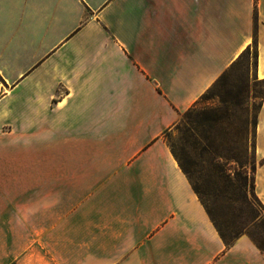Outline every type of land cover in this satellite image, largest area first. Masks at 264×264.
Instances as JSON below:
<instances>
[{"label":"crops","instance_id":"obj_1","mask_svg":"<svg viewBox=\"0 0 264 264\" xmlns=\"http://www.w3.org/2000/svg\"><path fill=\"white\" fill-rule=\"evenodd\" d=\"M264 0H0V264H264L227 244L166 135ZM264 206V98L254 127Z\"/></svg>","mask_w":264,"mask_h":264},{"label":"rangeland","instance_id":"obj_2","mask_svg":"<svg viewBox=\"0 0 264 264\" xmlns=\"http://www.w3.org/2000/svg\"><path fill=\"white\" fill-rule=\"evenodd\" d=\"M241 59L166 135L216 225L264 241V209L252 188L254 127L264 82ZM255 212H261L260 217Z\"/></svg>","mask_w":264,"mask_h":264},{"label":"trees","instance_id":"obj_3","mask_svg":"<svg viewBox=\"0 0 264 264\" xmlns=\"http://www.w3.org/2000/svg\"><path fill=\"white\" fill-rule=\"evenodd\" d=\"M243 58H245L246 60H247V62H246V67H247V69L249 70L251 67H254L255 69H256V66H257V61H258V46H257V41L255 40L254 42H253V44L252 45H249L243 52H242V54L238 57V59L232 64V66L229 68V69H231L232 67H234L241 59H243ZM228 69V70H229ZM228 70L227 71H225L222 75H221V77L217 80V82L221 79V78H223L225 75H226V73L228 72ZM261 81H263L264 82V80H261ZM216 82V83H217ZM215 83V84H216ZM212 88V87H211ZM210 88V89H211ZM209 91V90H208ZM264 98V95L261 97V100ZM192 109V108H191ZM190 109V110H191ZM189 110V111H190ZM256 123H257V117H256V121H255V125H256ZM174 153V152H173ZM174 155H175V153H174ZM176 156V155H175ZM176 158L178 159V161L180 162V164H181V166H182V168L184 169V171L187 173V175L189 176V174H188V172H187V170L185 169V167H184V165L181 163V161L179 160V158L176 156ZM254 170H255V168H254ZM190 178V177H189ZM194 186V185H193ZM254 187H255V182H254V178H253V182H252V188H253V191H254V193H255V189H254ZM195 188V187H194ZM196 190V189H195ZM197 191V190H196ZM197 193L199 194V192L197 191ZM200 195V194H199ZM255 196L257 197V195L255 194ZM200 197H201V195H200ZM258 198V197H257ZM201 199H202V197H201ZM258 200H259V198H258ZM202 201H203V199H202ZM260 201V200H259ZM261 202V201H260ZM203 203L205 204V202L203 201ZM262 203V202H261ZM206 205V204H205ZM263 205V204H262ZM206 207H207V205H206ZM263 209H264V206H263ZM207 210H208V212H209V214H210V216H211V213H210V211H209V209H208V207H207ZM261 215H263L261 212H255V216L256 217H260ZM211 218H212V216H211ZM212 220L214 221V219L212 218ZM214 223H215V221H214ZM215 226L217 227V229H218V231H219V233L221 234V236H222V238L224 239V241L227 243V244H230L231 242H233L239 235H241V234H238V235H236L235 237H233V238H229V237H227V235L216 225V223H215ZM253 239H254V241L257 243V245L261 248V250L264 252V241L262 240V239H259V238H257V237H255V236H253V235H250Z\"/></svg>","mask_w":264,"mask_h":264}]
</instances>
